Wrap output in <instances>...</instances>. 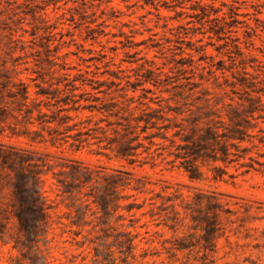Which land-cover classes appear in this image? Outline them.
<instances>
[{
    "label": "rangeland",
    "instance_id": "rangeland-1",
    "mask_svg": "<svg viewBox=\"0 0 264 264\" xmlns=\"http://www.w3.org/2000/svg\"><path fill=\"white\" fill-rule=\"evenodd\" d=\"M190 5L0 0V147L27 159L0 155V264H264V84H229L264 79V45L239 26L243 53L221 46ZM21 82L35 99L19 111ZM20 170L49 206L31 242L13 216Z\"/></svg>",
    "mask_w": 264,
    "mask_h": 264
},
{
    "label": "trees",
    "instance_id": "trees-1",
    "mask_svg": "<svg viewBox=\"0 0 264 264\" xmlns=\"http://www.w3.org/2000/svg\"><path fill=\"white\" fill-rule=\"evenodd\" d=\"M216 0H191L190 7L195 9V12L192 13L193 16L197 17V20L201 23L202 26L205 24L208 25L207 31L216 35L219 39H224L225 42L221 44V46H227L230 42L228 39L234 41L232 43L236 48V52L242 54L241 47L238 42H240V36L233 34L238 32V28L243 27V42H250L254 44V37H259L261 39L262 44L264 45V39L262 38L261 32L264 31V18H261L259 14L264 13L262 7H264L263 0H218L220 1V5L215 4ZM241 4H245L246 7L252 8V11L240 12ZM226 6L227 9L223 7ZM185 11L179 13L182 14ZM239 16H245L246 18H239ZM161 17V16H159ZM164 18V17H163ZM253 20V21H251ZM192 22V20L188 21ZM164 27L167 28V31H172L173 27H169L167 23H164ZM166 32V30H164ZM205 32V31H203ZM172 33V32H171ZM126 37H130L126 33ZM178 37L182 38V32L173 33ZM212 34L209 36L212 37ZM166 50L171 49L170 45H165L164 43H158ZM104 56V53H103ZM157 56V55H155ZM148 63H152V65H156L157 62L154 59L145 60ZM184 64V63H182ZM140 66L145 69V72L142 74L144 76V81H150L154 75H156V71L154 68L147 67L144 63H141ZM184 70H187L184 65H182ZM190 69H206L209 68L208 71L212 72V68L210 65H204L201 63H195L193 60L189 63ZM221 66V65H219ZM158 68V66H157ZM224 68V67H217ZM81 70V69H80ZM89 70L85 69L84 71L78 72L74 78V80H80V84L86 83L87 80H92L93 78L88 77L85 73H88ZM117 74V73H116ZM237 80H232L229 82L230 85H241L245 91L249 92L247 89L254 91L262 90L263 86L255 89L253 86L258 85V83L264 84V79H259L258 81H254V76H247L249 73L244 69L242 71L238 70V75L232 73ZM139 79V82H144ZM114 82V81H113ZM21 87H19L16 91L10 89V93L13 97L17 99L20 103V106L17 108L19 111L22 110L23 105L27 106L28 101H33L35 98H32L29 93L28 85L24 82L20 83ZM43 94H49L48 92L41 91ZM253 101H250L248 105H245L243 109L233 108L231 109V113H229V118L231 121L235 122L234 119L237 117H241L243 121H247L243 115L247 112H253L254 109ZM154 115H149V118H152ZM70 118V116H68ZM147 120V119H146ZM242 120L236 119L237 122H242ZM241 123H234L230 128L229 138H238L243 140L244 137L238 135L237 132H241V128L236 127V125H240ZM264 138V135L263 137ZM0 155L9 160L11 162L18 160L20 165L27 161L26 155L19 151L5 150L0 147ZM79 169L77 167H73L72 172L76 175ZM31 177L32 183L29 182L27 174L20 170L18 172V178L15 183V189L13 190L15 193V208L13 211V216L16 218V226L18 231L22 232L28 241H34L39 235V231L42 229L43 225L47 222V217L49 216L48 208L49 206L45 203L42 194L40 193L37 185L35 184L36 176L32 173ZM83 176L86 179L89 178L90 173L88 170L83 171ZM0 224L5 225L3 221Z\"/></svg>",
    "mask_w": 264,
    "mask_h": 264
}]
</instances>
